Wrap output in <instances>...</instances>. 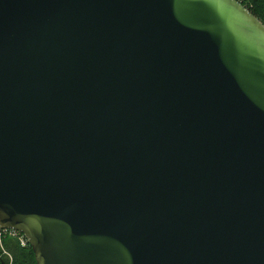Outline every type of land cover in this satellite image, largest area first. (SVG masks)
Segmentation results:
<instances>
[{
    "label": "water",
    "instance_id": "1",
    "mask_svg": "<svg viewBox=\"0 0 264 264\" xmlns=\"http://www.w3.org/2000/svg\"><path fill=\"white\" fill-rule=\"evenodd\" d=\"M0 229L36 264H264L262 23L0 0Z\"/></svg>",
    "mask_w": 264,
    "mask_h": 264
},
{
    "label": "trees",
    "instance_id": "2",
    "mask_svg": "<svg viewBox=\"0 0 264 264\" xmlns=\"http://www.w3.org/2000/svg\"><path fill=\"white\" fill-rule=\"evenodd\" d=\"M243 7L264 26V0H245ZM4 248L12 255V264H36L29 246L20 247L15 239L5 238Z\"/></svg>",
    "mask_w": 264,
    "mask_h": 264
},
{
    "label": "built area",
    "instance_id": "3",
    "mask_svg": "<svg viewBox=\"0 0 264 264\" xmlns=\"http://www.w3.org/2000/svg\"><path fill=\"white\" fill-rule=\"evenodd\" d=\"M236 1L240 3L242 6L245 3V0H236ZM5 238L15 239L20 247L28 246L26 238L21 233L13 230L0 229V250H1L0 252L2 255L7 256L9 259H10V255L3 248V240ZM9 264H11V259L9 261Z\"/></svg>",
    "mask_w": 264,
    "mask_h": 264
},
{
    "label": "flooded vegetation",
    "instance_id": "4",
    "mask_svg": "<svg viewBox=\"0 0 264 264\" xmlns=\"http://www.w3.org/2000/svg\"><path fill=\"white\" fill-rule=\"evenodd\" d=\"M0 264H9L8 260L5 259V256H3L1 253H0Z\"/></svg>",
    "mask_w": 264,
    "mask_h": 264
},
{
    "label": "rangeland",
    "instance_id": "5",
    "mask_svg": "<svg viewBox=\"0 0 264 264\" xmlns=\"http://www.w3.org/2000/svg\"><path fill=\"white\" fill-rule=\"evenodd\" d=\"M3 248H4V246H3ZM4 250L10 255V259H11V264H12V255L4 248ZM1 251V250H0ZM1 253V252H0ZM3 256H5V255H3ZM5 259H7L8 260V262L10 261V259L7 257V256H5Z\"/></svg>",
    "mask_w": 264,
    "mask_h": 264
}]
</instances>
